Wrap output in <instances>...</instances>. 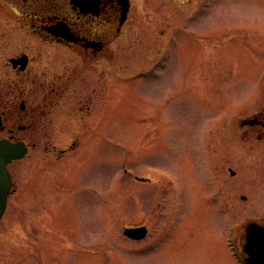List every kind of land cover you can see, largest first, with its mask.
Instances as JSON below:
<instances>
[{
	"label": "rangeland",
	"instance_id": "1",
	"mask_svg": "<svg viewBox=\"0 0 264 264\" xmlns=\"http://www.w3.org/2000/svg\"><path fill=\"white\" fill-rule=\"evenodd\" d=\"M131 3L80 68L70 104L90 110L10 164L0 264H243L245 226L264 225V138L240 126L264 112V0Z\"/></svg>",
	"mask_w": 264,
	"mask_h": 264
},
{
	"label": "flooded vegetation",
	"instance_id": "2",
	"mask_svg": "<svg viewBox=\"0 0 264 264\" xmlns=\"http://www.w3.org/2000/svg\"><path fill=\"white\" fill-rule=\"evenodd\" d=\"M127 6L124 13L121 0H0V140L23 143L29 151L57 118L90 110L84 92L78 105L70 104L78 97L80 68L87 71L92 59L105 57L129 21L131 0ZM44 48L65 50L79 61H44ZM240 126L245 135L252 129L251 135L264 138V112Z\"/></svg>",
	"mask_w": 264,
	"mask_h": 264
},
{
	"label": "water",
	"instance_id": "3",
	"mask_svg": "<svg viewBox=\"0 0 264 264\" xmlns=\"http://www.w3.org/2000/svg\"><path fill=\"white\" fill-rule=\"evenodd\" d=\"M127 0H123L124 9ZM25 153V147L20 143L0 141V218L6 206L11 180L6 165L14 159H20ZM246 244L243 252L247 254L245 264H264V226L249 223L246 228ZM145 227L126 228L123 234L132 239H142L146 235Z\"/></svg>",
	"mask_w": 264,
	"mask_h": 264
}]
</instances>
